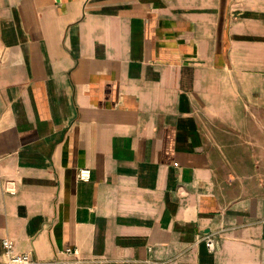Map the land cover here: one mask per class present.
<instances>
[{
    "label": "crops",
    "instance_id": "obj_1",
    "mask_svg": "<svg viewBox=\"0 0 264 264\" xmlns=\"http://www.w3.org/2000/svg\"><path fill=\"white\" fill-rule=\"evenodd\" d=\"M4 238L36 264H264V0H0Z\"/></svg>",
    "mask_w": 264,
    "mask_h": 264
},
{
    "label": "built area",
    "instance_id": "obj_2",
    "mask_svg": "<svg viewBox=\"0 0 264 264\" xmlns=\"http://www.w3.org/2000/svg\"><path fill=\"white\" fill-rule=\"evenodd\" d=\"M91 176V170L89 168H81L78 171L79 180H89ZM204 241L209 248L213 251L216 249L215 237L212 234L206 235ZM4 252L0 264H36L32 254L30 252H20L15 250L14 242L9 238L3 239ZM68 252L75 253L76 250L67 249Z\"/></svg>",
    "mask_w": 264,
    "mask_h": 264
}]
</instances>
